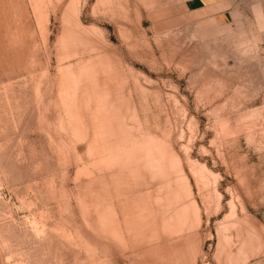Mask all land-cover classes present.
Returning <instances> with one entry per match:
<instances>
[{"label": "rangeland", "instance_id": "rangeland-1", "mask_svg": "<svg viewBox=\"0 0 264 264\" xmlns=\"http://www.w3.org/2000/svg\"><path fill=\"white\" fill-rule=\"evenodd\" d=\"M0 0V264H264V0Z\"/></svg>", "mask_w": 264, "mask_h": 264}, {"label": "crops", "instance_id": "crops-1", "mask_svg": "<svg viewBox=\"0 0 264 264\" xmlns=\"http://www.w3.org/2000/svg\"><path fill=\"white\" fill-rule=\"evenodd\" d=\"M234 0H185L189 12L213 16L222 25L233 20Z\"/></svg>", "mask_w": 264, "mask_h": 264}]
</instances>
